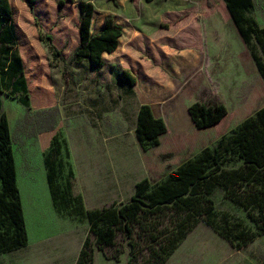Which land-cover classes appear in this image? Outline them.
<instances>
[{"label": "rangeland", "instance_id": "374dc122", "mask_svg": "<svg viewBox=\"0 0 264 264\" xmlns=\"http://www.w3.org/2000/svg\"><path fill=\"white\" fill-rule=\"evenodd\" d=\"M161 1L172 10L177 5H185L183 14L174 19L173 14L169 15L164 29H159L169 35L176 34L181 24L172 27L174 21L185 22L181 34H184V41L178 45L168 44L169 59L153 60L147 51L141 50L136 54L138 60H128L129 67L105 57L111 66L96 69L88 61H71L79 44L80 7L77 1L38 0L30 8L27 0H0V66L5 61L2 56L5 46L9 50L7 56L12 58L10 63L17 58L20 60L19 66L8 68L0 78L4 90L3 112L9 123L28 235L25 249L3 256L0 264H76L89 236L88 219L76 214L78 207L67 202L66 196L60 213L53 207L44 157L54 138L61 145L62 155H54L53 160L59 171L57 183L62 193L70 187V194L80 196L85 209H101L111 206L113 203L108 201L119 195L115 197L116 203L130 202L137 182L148 179L150 184H156L165 180L170 172L203 149L215 145L223 135H228L264 107V80L252 65L254 61L232 21L226 2L208 0L213 13L208 16L217 19L218 34L223 39L218 45L205 43L203 50L202 45L193 42V37L208 35L211 31L197 28L212 24L204 17L198 19L196 13L198 6L203 10L208 8V1ZM253 1L254 7L246 16L262 28L264 0ZM134 3L139 6L146 1L133 0ZM118 5V0L95 1L96 19L107 15L115 22L118 20L126 30L124 41L132 34L131 24L138 27L139 33H133L136 37L152 35L156 38L157 33L151 34L155 27L137 26V21L130 23L133 19L129 18V5L123 8ZM134 15L136 18L138 13ZM50 41L59 54L49 49ZM192 54H196V58ZM148 68L157 74L154 92L144 91L142 82L130 85L122 74L123 70H130L139 82L138 74L149 71ZM64 73L68 74L64 76ZM204 95L216 97L227 107L228 114L215 126L198 130L190 127L187 109ZM144 102L152 103L156 110L163 107L177 114V119L171 115L174 122L168 126V134L160 137V145L146 151L141 149L135 133L136 111ZM184 115L190 122H185ZM117 133L119 137L113 140ZM47 137H50L49 146L42 148L39 140L43 143ZM240 164L230 163L226 167ZM212 197L219 214L228 212L253 228L243 210L224 200L221 189H216ZM195 231L166 264L179 263L178 259L184 258L185 253L194 256L201 252L197 247L215 237L212 231L210 235L203 234L202 229ZM91 241H94L93 236ZM254 245L257 249L246 251L249 258L264 264V236ZM116 249L122 251L119 262L107 259L106 254L111 256ZM94 251L93 264H127L130 250L121 234L116 248L100 250L95 247ZM221 251L220 248L216 254ZM232 254V261L240 259L235 249Z\"/></svg>", "mask_w": 264, "mask_h": 264}, {"label": "trees", "instance_id": "16d2710c", "mask_svg": "<svg viewBox=\"0 0 264 264\" xmlns=\"http://www.w3.org/2000/svg\"><path fill=\"white\" fill-rule=\"evenodd\" d=\"M37 1L27 0V4L33 8ZM224 1L264 80V27H259L254 19L246 16L255 1ZM62 4L60 1L59 5ZM210 4L208 1L209 7ZM79 7V44L71 61H88L94 68L101 69L105 65L103 55L118 49L123 28L112 18H107L103 30L93 34L95 6L79 0ZM48 39L51 40V37ZM49 49L59 54L51 41ZM4 51L2 56L5 61L0 66V74L20 65L19 58L10 63L12 58L11 55L7 56L8 46H5ZM67 74L64 73V76ZM122 74L130 85L136 84L137 79L130 70H123ZM3 94L0 78V255L25 249L28 245L12 138L3 112ZM188 114L195 128L203 130L221 122L228 110L216 97L204 95L188 107ZM167 131L165 121L154 116L151 105L140 106L135 133L141 149L146 151L159 146L160 137ZM60 146L57 138H54L44 157L53 207L60 213L66 196L67 202L78 207L76 214L86 217L90 225L89 236L83 243L76 264H93L94 248H116L117 238L121 234L130 250L127 264H166L200 223L210 227L235 250L247 247L264 235V107L228 135H223L215 145L203 149L170 172L165 180L156 184H150L148 179L138 182L130 202H114L101 209H85L82 198L70 194V187L66 188L65 195L62 193L57 183L59 171L53 160L54 155H62ZM236 162L241 164L238 167H226ZM70 176H73V170H70ZM218 188L223 191L224 200L245 212L253 228L228 212L219 214L216 211L212 195ZM120 254L122 251L116 249L113 255L106 254V257L119 262Z\"/></svg>", "mask_w": 264, "mask_h": 264}, {"label": "crops", "instance_id": "0c3cea01", "mask_svg": "<svg viewBox=\"0 0 264 264\" xmlns=\"http://www.w3.org/2000/svg\"><path fill=\"white\" fill-rule=\"evenodd\" d=\"M70 1H77L79 3V0H70ZM84 1L90 2L95 6V1H97V0H84ZM145 1H146L145 5L139 4V6H137L135 3L133 4V0H118V2H119L118 6L119 7L121 6L123 8L127 5H129L128 10H129V13H131L129 18H130V20L133 19L132 21L129 20L130 23L137 21V23H136L137 26L148 25L150 28L155 27L154 32H151V34L157 33L156 38H153L152 35H145V34H144L145 37H141V38L136 37L135 35H133V33H136V32L139 33L137 31L138 27H134L131 24L129 26L132 28V30H131L132 34L130 36H127L128 39L126 41H124V39H126L125 38L126 30H125V27H123V25L117 20L116 23L119 24L123 28V36L120 38V45L115 52H113L111 54H104L103 55V60L105 62L104 67L111 66V65H109L110 63H109V61H107L105 59V57H108V58L110 57L113 60H119V61H121L122 64H124V66L129 67L130 65L128 63V60H132V58L133 59L137 58V60H138L139 57L136 54L141 53V50L147 51L148 54L150 55V57L153 58V60H162V59L168 60L169 59V53H170V51H169L170 48H169L168 44L178 45L184 41V34L181 35L182 33H184V27H185V22H183V20L174 21L176 23L174 25H172V27L176 26L177 24L183 25V26H181V25L177 26L181 32L178 31L176 28V34L169 35L168 34L169 32L165 33V32L160 31L159 29H164L163 24H165L169 21L168 20L169 15L173 14V16H174L173 19H174L177 17L178 14H180V15L183 14L185 12V8H184L185 5H183V4L177 5V7L174 10H172L169 8V6L167 5L166 2H162L161 0H152L149 2L147 0H145ZM96 7L97 6H95V12H94L93 22H92V33L93 34H97L103 30L104 23H105L104 21L108 17L106 15V16H103L99 20L96 19V17H95L96 11H97ZM202 8L203 7L198 6V8L196 9V13L198 14V19L204 17L207 19L208 22L212 21V24L211 25L204 24V26H198L197 28L199 29V31H202V28L204 31H205V29H209V31L211 29V31L209 32L208 35H203V36L197 35V37H193V42H195L196 44L202 45L200 47L201 49H203V48L205 49L206 48V47H204L205 43L212 42L213 44L218 45V43L223 38L220 37L218 34L217 25H216L217 19L216 18L212 19V18H209V16H208L209 14H213L211 9H210L211 7L208 6V8H206L204 10ZM135 12L138 13V15H136V18L133 17V16H135L134 15ZM95 23H96V26H95ZM215 49H217V48H215ZM196 56H197L196 54H192L193 58H196ZM247 58L248 57H246L244 60L245 64H246ZM133 65L135 66L134 62H133ZM252 65L255 68V66H256L255 63H252ZM140 69L142 70L141 66H140ZM148 70H149V68H148ZM145 72L146 71L143 70L141 73H139V72H138L139 74L137 73L139 75V82H137L133 86H137L142 82V84L144 86L143 87L144 91L154 92L156 87H157V84H158L157 74L151 70L146 72L148 75ZM143 104L151 105L154 116L156 118H162L165 121L167 128H168V131H169L168 126L170 125V123L174 122L171 115H173L174 119H177L176 118L177 114L175 113V110L170 113L166 108H163V107H158V109L156 110L155 107L153 106V104L150 102H144L141 105H143ZM140 106L137 108V111H136L135 129H136V125H137V115H138V111H139ZM187 117H188L187 115L186 116L184 115L185 122L187 120L189 121L190 116H189V118H187ZM189 124H190V127H194V124L192 123V121ZM168 131H167V134H168ZM118 137H119V134L117 133V136H114L112 138H113V140H115ZM39 142L42 145V148H46L49 146L50 137L45 138L43 143H41L40 140H39ZM112 149H114V147ZM109 151H111V149H109ZM104 152L105 151L102 149L103 154H104ZM46 177H47V172H46ZM47 185H48V183H47ZM119 196H115V197L118 198ZM115 197L113 198V200H109L108 202L114 203L116 201ZM200 225H202V226H200ZM198 229H202L204 231L203 234H209V235H210V232L212 231L214 234L213 236H215V237H212L213 239L208 240L207 242H203L202 245H200L201 247L200 246H199V248L197 247L196 250L197 251L200 250L201 252H197V254H194V256H188L185 253L184 258L178 259L179 263H176L175 261L174 262L170 261V263H168V264H257V263H259L258 260H256V259L251 260L246 251L247 250L253 251V250L257 249V247L254 248V246H255L254 244L258 239H260L264 235L261 237H258L255 241L248 244L247 247H244L241 250H236V253L240 254V255H238V257H240V259H236V260L232 261V259H233L232 249H234V248H232V246L228 242H226L224 239H222L215 231H213L210 227H208L204 223H200L187 236L185 241L190 238L191 234L193 235L194 232H196L195 230H198ZM182 245L183 244H181L179 246V248ZM220 248L222 251L219 254H216ZM18 251L19 250L13 251L11 253L0 255V263H3V261H2L3 256L8 255V254H16ZM77 259H78V256H77Z\"/></svg>", "mask_w": 264, "mask_h": 264}]
</instances>
